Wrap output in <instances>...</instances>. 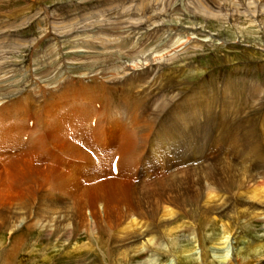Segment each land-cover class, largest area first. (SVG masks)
Returning a JSON list of instances; mask_svg holds the SVG:
<instances>
[{
    "label": "rangeland",
    "instance_id": "374dc122",
    "mask_svg": "<svg viewBox=\"0 0 264 264\" xmlns=\"http://www.w3.org/2000/svg\"><path fill=\"white\" fill-rule=\"evenodd\" d=\"M79 3L85 4L86 8L77 10ZM177 4L175 0H157V2L153 0H0V40H3L0 46H3L4 51L0 50V56L4 57L0 59V127L5 130V139L0 134V148L13 150L15 149L13 145L18 140L17 129L9 124L12 110L38 108V116L42 114L45 120L53 121L48 125L50 143L63 151L62 153L75 159L79 158L90 169L89 172L80 173L82 177L79 178L45 163L37 153H23L9 162H7L8 157L0 158V264H4V249L6 250L7 247L11 250L15 237L23 235L25 242L20 256L15 259L16 262H12L9 253L6 264H127L122 261L117 262L114 257L103 256L102 251L117 252L118 250H110L112 246L102 230L106 228L105 223L110 220L116 228L123 223L125 226L129 221H136L138 218V213L134 212L136 210L129 211L126 207L129 196L132 199L133 195L130 194L134 184L116 179L105 181L100 185L95 184L96 181L109 176L103 170V157L99 153L94 155L96 151L90 144L88 145L87 137L75 123L76 120L67 103L63 106L60 103L68 99L67 92L83 95L76 91L77 88L74 89L75 82L78 83L76 86L83 88L82 92L85 95L97 94L99 92L97 86L102 85L104 86L102 91L107 93L105 86H108L110 92L108 98L111 103L121 105L124 101L134 98L143 100L136 92L142 87L149 86V81L145 84L139 81L143 75L148 74L151 82L154 81L152 83L154 89L172 93L167 103H159V100L155 103L156 108H153L161 114L172 102H179L180 106L186 104L183 106L185 108L199 105L200 101L197 97L192 96L190 100L189 96H185L182 98L183 102L179 100V96L184 95L186 91L184 89L191 83L198 86L212 84L216 80L226 82L222 76L224 74L230 79L223 87L226 91V106L237 102L234 103L235 107L250 108V110L257 107L253 99L259 101L263 95L248 92L243 86V79L246 80L243 76L259 78L257 81L264 90V0H188V2L184 1L183 6L180 4L178 7ZM40 8L54 12L53 29L57 34L52 33L53 31L49 33L52 34L53 40L61 39L66 47V59L70 63V67H67L69 73L66 82L61 81L55 60L51 56L54 55L53 45L43 37L46 20L39 18L32 21V24H24V20L28 19L25 22L27 23L31 20L30 15H35ZM132 8L135 11L133 15H131ZM20 27L23 29L20 30ZM177 30L181 33H176ZM121 33L123 37L137 36L136 41L141 42L140 46L141 44L143 46L138 49V45L132 43L116 44L114 40ZM42 37L43 41L38 44V39ZM72 40L75 42L73 47L70 46ZM6 52L11 53L4 55ZM126 62L130 67L128 70L132 71L134 77H131L132 80L127 84V88L121 90L118 81L121 77H116V74H121L122 66L126 65ZM151 63L157 64V71L151 70ZM144 69L146 70L142 72ZM150 71L153 75L149 73ZM140 72L142 73L139 74ZM127 74L129 73H123V76ZM36 77L45 84V91ZM232 77L241 78L231 80ZM234 82L237 89L232 87ZM32 85L33 87H30ZM90 87H95L96 90ZM251 100V105L246 106V101ZM158 112L157 116L160 115ZM204 112L208 114L206 110H201L199 115L204 116L205 119ZM169 116L170 125L181 124L175 110ZM200 117V122L204 121ZM57 129L61 131L55 132L54 130ZM118 129L119 125L114 124L111 137H114L115 141L118 139L115 132ZM53 133L57 139L61 138V141L66 142V147L59 146V149L56 146ZM6 139L7 144L4 142ZM74 142L80 144L74 145ZM73 145L74 148H82L84 153L85 150L92 151L88 152V156L85 155L88 159L78 157L79 155L77 156L70 149ZM227 154H230V151H227ZM99 172L102 174L100 175ZM104 189L110 191L109 195ZM212 193L213 196L218 195L216 199L229 196V193L222 188ZM43 199L50 203L66 202L73 207L75 225L79 228L72 226L73 236L69 244H64V239H60L63 240L61 242L56 240V237H48L47 232L34 227L38 220V203ZM205 200L206 198L201 204ZM25 204L32 207V210H24ZM133 206L134 201L130 207ZM172 208L173 211H178L176 206ZM187 211L188 216L181 214L177 217L178 221L170 227L189 221L201 222L203 218L201 209L196 203L190 204ZM25 215H32L33 220L11 232L12 227L9 223L14 221L16 224V221ZM216 217L217 220H211L203 225L199 233L188 230L175 234L170 245L168 244L169 248H173L170 254L158 256L156 253V258L161 257L158 264H168L171 261V264H176V255L182 258L179 264H229L221 262L223 256L231 254L230 251L221 248L223 245L219 246L226 234L223 227H229L235 233L234 253L238 256L239 253L242 255L241 261L247 260V264H264V250L262 257L252 254L254 244L258 248L264 247L263 223L253 224L243 220L240 224L227 218L228 216ZM90 219L97 223V239L91 233L86 234L82 231V226L87 225ZM229 221H231L230 226L225 225ZM52 225L55 227V223ZM76 229L78 232L75 231ZM78 248H82L83 251L76 253L72 251ZM201 250H204L205 254L207 251V255H201ZM82 253L87 256H85L87 260L82 259ZM146 255H142L144 259L150 258L151 254ZM240 260V264H244ZM137 263L138 260L130 264Z\"/></svg>",
    "mask_w": 264,
    "mask_h": 264
},
{
    "label": "bare ground",
    "instance_id": "6f19581e",
    "mask_svg": "<svg viewBox=\"0 0 264 264\" xmlns=\"http://www.w3.org/2000/svg\"><path fill=\"white\" fill-rule=\"evenodd\" d=\"M137 29L139 28L137 27ZM151 64H152L150 65L152 66L151 70L157 71L158 70V67L156 66L157 64H153V63ZM145 70L146 69H144L142 72H144ZM152 71H150L149 73H152ZM142 72H140L139 74H141ZM132 78H130V81L132 80ZM139 81L140 83H144V84L149 81L148 82V85H150L149 90H154L155 93L160 92V89L158 90L154 89V84H152L148 74H146L145 76L143 75ZM235 83L236 82H234L232 85L233 89L238 88L234 86ZM260 85L261 83L257 81V79H255L251 83L252 86L251 90H248L247 89L248 86H245L248 92H253L254 94L257 95H263V98L259 101H257V99H253V103L257 107H254L252 110H250V108L243 109V107L242 108L235 107L236 104L234 103H231L230 106H225L223 111H220L221 114H219L218 112L215 113L212 108L204 109L202 106H198V105L189 106L186 107L187 108L186 109L185 107H183L182 104L181 105L182 107L180 109L175 110L178 113V117L181 120V124L178 123L179 126L170 125V127L172 129L176 128L177 131H182L184 128L185 133L187 134L194 133L198 130V127H196L195 123L199 124L200 121L199 117L201 116L199 115V113L201 110H206V112L208 113L206 114L204 112L206 120L204 119V116H202L203 118L200 117L201 119H204V121L201 120V123H210L211 126L218 128H222L223 125H226L227 130H229V127L231 126V122L234 120L235 114L239 113L243 115V117L241 118L243 121L248 123L247 126L250 127V129L244 133V136L242 138L239 137L236 138L234 137L233 139L229 138L230 149L228 151H230V154H227L226 156L217 157L213 160H208L205 162L202 161L194 162L191 159L186 160L181 164L174 165L164 175L156 176L155 179L151 181L140 182L132 185L133 191L131 192L130 195L133 196L132 199L129 196L128 198L129 202L127 203L126 207H128L127 210L129 211L136 210L134 212L138 213V218L136 219V221L132 220L129 221L128 223L126 222L127 225L125 226L123 225L124 224L123 221L122 222L123 224H121V226L119 225L118 228H116V226L113 225L114 223H111V220L110 222L105 223L106 228L103 229L102 231L108 236V241L112 246L110 250L116 249L118 251L117 252L102 251L101 253L103 254V256L114 257L117 262L122 261L127 264H130L131 262L135 263L136 260H138L137 264H158V261L161 257L156 258L157 256L156 253L158 254V256L170 254L173 248H169L168 244L170 245V241H172V238H174L173 236L175 234L188 230L189 231L195 230L196 232L199 233L203 225H205L211 220H217L216 216L218 217L228 216L227 218H230L235 223H240V224H242L243 220L244 221L248 220V222H252L253 224L258 222V223H263L264 225V122H262L264 121V102H262V100L264 99V90L260 88ZM90 88L96 90L95 87H90ZM82 89L83 88L79 86L78 90L76 89V91H79L80 93L85 95L84 92H82ZM237 91L240 92V90ZM221 92L226 97L225 89H222ZM167 93L169 94V96L166 99L164 97L161 98L159 100V103L162 102L167 103L169 97L172 96L171 95L172 93H169L168 91ZM144 101L146 100L143 99V102ZM173 103L174 102H172V104ZM225 103H226V98H225ZM251 103L252 100L248 102L246 101V106L251 105ZM144 104L147 105L148 101L144 102ZM158 110H160V108H158ZM158 113L160 114V111ZM247 113H250L248 118H246ZM54 131L59 132L61 130L57 129ZM61 140H62L61 138L57 139V136L55 135L54 142L56 146L59 148V146L64 147L65 145L66 147V142ZM76 143L74 142V145ZM74 145L72 148L70 147V149L75 154H77V156L79 155L78 157L85 159L87 158L86 156H88L87 155L88 152H92L85 150L84 153L82 151L83 150L82 148H81L82 150L80 148L78 149L77 147L74 148L75 147ZM89 150L92 149L89 148ZM97 154L98 153L95 152L94 155L96 156ZM81 164L83 167L79 164V167L81 169L79 173L90 171V169L86 167V164L82 162ZM53 170L54 169H52V172ZM126 184H130V183L126 182ZM176 186H180V187L177 188ZM219 188L224 189L227 193H229V196L222 197L221 199H216L218 195L213 196L212 192H214V190H217ZM104 191L106 190L104 189ZM109 193H110L109 190L106 191V194L109 195ZM204 194L206 195V197H204ZM204 198H206V200L203 202V204H201ZM130 199L132 200L131 203H130ZM45 201L46 200L43 199V201H40V203H38V212H37L38 220L34 224V227L38 228L43 232H47L48 237L49 236L56 237V240L64 239V241L62 240L63 243L69 244L72 241V236H73L72 226H74L75 228H79V226L75 225L76 221L74 216L75 212L72 211L73 207L68 205V203L66 202L64 203L60 201H53L50 203L49 201L47 202ZM133 201H134V206L131 208L130 206H132ZM192 203H196L198 207H200L201 209V214L203 217L201 222L187 221L188 223H182L181 225L170 227L174 225L175 222L178 221L177 217L180 216L181 214L187 216L189 215L187 210L189 205ZM28 204H25V207L23 206L24 210L27 211L32 210V207H29ZM172 206H176V209L178 211H173V208L171 209ZM29 220H33L32 215L30 216L25 215L24 217L16 221V224H14L15 223L14 221L10 222L9 224L12 227L11 232L22 227L27 222H29ZM114 220L115 219H113V221ZM230 222L231 221H229L228 224L225 225L230 226L229 224ZM53 223H55V227L52 225ZM82 227H83L82 228L83 232H85L86 234L91 233V235L95 239H97L98 237V233L96 231L97 223L95 221L90 219L87 225ZM120 227H122L123 229H119ZM223 228L227 235L225 234L223 236L222 244L220 242L221 240L219 241L220 242L219 246L223 245V247L221 248L226 250L227 252L230 251L231 254L230 253L226 254L225 256L222 257L224 259L223 260L220 259V260L223 263L234 264L232 263V259L234 258L236 264H240L239 260L242 259L240 258L242 255L239 253L238 256V254L235 255L234 253V247H235L234 245H236V242H234L235 233L229 227H223ZM75 231L78 232V229H76ZM22 237L21 236L15 237L14 241L12 242L11 250H9L7 247L6 250L4 249L3 252V254H5V260H3L4 264L8 263L9 253H11L10 259L12 262H16L15 259L20 256L23 248L22 246L23 242H25ZM262 237H264V235ZM201 246H199V248ZM259 248L256 247V244H254V252L252 254H254L255 256L257 255V257H262L263 255L262 252L264 250V247L260 246ZM72 251H74L75 253L76 251L82 252L83 249L78 248ZM144 254L147 255L151 254L149 256L150 258L144 259L142 256ZM200 254L205 256L207 255V251L205 254L204 250H201ZM85 256L86 255H83L82 253L83 260H87ZM176 258H177L176 264L182 262L181 261L182 258L180 256L176 255ZM140 259H142L143 261L142 262L139 261ZM171 262L169 263L167 262V263L171 264ZM241 262L247 264L246 262L248 261L245 260Z\"/></svg>",
    "mask_w": 264,
    "mask_h": 264
}]
</instances>
